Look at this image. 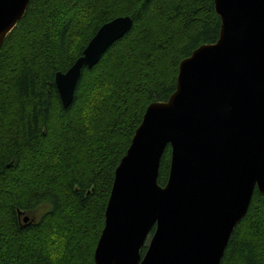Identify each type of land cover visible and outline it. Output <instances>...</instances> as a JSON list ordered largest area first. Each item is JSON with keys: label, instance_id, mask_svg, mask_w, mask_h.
Masks as SVG:
<instances>
[{"label": "trees", "instance_id": "16d2710c", "mask_svg": "<svg viewBox=\"0 0 264 264\" xmlns=\"http://www.w3.org/2000/svg\"><path fill=\"white\" fill-rule=\"evenodd\" d=\"M126 15L132 29L83 70L64 107L56 73ZM220 30L214 0H30L0 48V264H95L115 170L147 107L170 98L181 61ZM170 162L169 146L161 185ZM221 264H264L258 189Z\"/></svg>", "mask_w": 264, "mask_h": 264}, {"label": "water", "instance_id": "95a60500", "mask_svg": "<svg viewBox=\"0 0 264 264\" xmlns=\"http://www.w3.org/2000/svg\"><path fill=\"white\" fill-rule=\"evenodd\" d=\"M214 2L219 38L181 61L175 91L147 107L115 170L95 264H221L256 189L264 193V0ZM29 3L0 0V48ZM133 23L129 15L104 23L73 65L56 73L64 107L83 70Z\"/></svg>", "mask_w": 264, "mask_h": 264}, {"label": "rangeland", "instance_id": "374dc122", "mask_svg": "<svg viewBox=\"0 0 264 264\" xmlns=\"http://www.w3.org/2000/svg\"><path fill=\"white\" fill-rule=\"evenodd\" d=\"M40 213H42V212H40ZM149 240H150V237L148 238V240H147L146 244H148V243H149Z\"/></svg>", "mask_w": 264, "mask_h": 264}, {"label": "bare ground", "instance_id": "6f19581e", "mask_svg": "<svg viewBox=\"0 0 264 264\" xmlns=\"http://www.w3.org/2000/svg\"><path fill=\"white\" fill-rule=\"evenodd\" d=\"M83 54V53H82ZM80 57V56H79Z\"/></svg>", "mask_w": 264, "mask_h": 264}]
</instances>
